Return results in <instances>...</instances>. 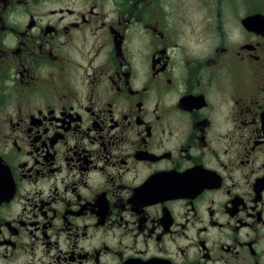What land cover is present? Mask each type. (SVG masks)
I'll list each match as a JSON object with an SVG mask.
<instances>
[{
	"label": "flooded vegetation",
	"instance_id": "flooded-vegetation-1",
	"mask_svg": "<svg viewBox=\"0 0 264 264\" xmlns=\"http://www.w3.org/2000/svg\"><path fill=\"white\" fill-rule=\"evenodd\" d=\"M0 264H264V0H0Z\"/></svg>",
	"mask_w": 264,
	"mask_h": 264
}]
</instances>
